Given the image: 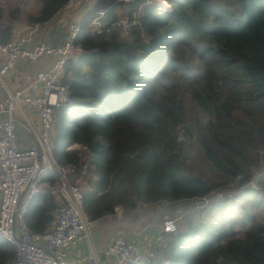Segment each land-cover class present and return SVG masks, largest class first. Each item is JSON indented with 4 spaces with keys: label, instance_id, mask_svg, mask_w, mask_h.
<instances>
[{
    "label": "trees",
    "instance_id": "obj_1",
    "mask_svg": "<svg viewBox=\"0 0 264 264\" xmlns=\"http://www.w3.org/2000/svg\"><path fill=\"white\" fill-rule=\"evenodd\" d=\"M38 1L35 13H25L29 25L51 21L71 0ZM99 9L106 11L97 32ZM119 10L136 19L127 37L113 31ZM20 11L0 6V40L11 39ZM75 42L84 52L63 66L60 80L73 101L53 109V155L71 166L72 181L86 184L87 217L202 198L232 182V194L184 215V227L157 248L163 259L141 264H264V173L247 185L252 167L264 163L255 151L264 148V0H95ZM186 97L207 118L202 135L198 118L196 137L186 124ZM240 108L244 118L235 116ZM178 125L221 181L187 162ZM44 180L55 185L58 174L48 171ZM55 206V195L41 191L28 207V226L47 229ZM14 256L0 236V264Z\"/></svg>",
    "mask_w": 264,
    "mask_h": 264
},
{
    "label": "built area",
    "instance_id": "obj_2",
    "mask_svg": "<svg viewBox=\"0 0 264 264\" xmlns=\"http://www.w3.org/2000/svg\"><path fill=\"white\" fill-rule=\"evenodd\" d=\"M104 13V9H99L93 18L97 32L101 31L99 18ZM65 24V38L54 45L40 43L25 48L28 34L0 40V54L4 58L0 65V236L15 247L14 258L6 264H67V247L89 238L95 221L83 209L84 186L69 181L71 166L62 165L53 155V109L73 101L68 86L60 80L63 66L84 52L83 46L75 42L80 22L68 20ZM135 24V18L129 19L124 14L114 22L125 37ZM47 56L55 58L53 63L36 69L28 83L16 88L6 83L4 76L16 62H38ZM25 107L35 111L39 129L35 140L23 145L16 131L15 113ZM48 171L58 174L55 185L44 180ZM43 188L55 195L56 206L50 226L37 232L28 226L26 214L32 199ZM209 201L208 196L193 198L196 208L206 206ZM176 230V219L165 218L155 235V243L160 244L166 234ZM104 257L113 258L110 264H141L148 255L138 241L117 237L104 249L77 253L73 262L102 264Z\"/></svg>",
    "mask_w": 264,
    "mask_h": 264
},
{
    "label": "crops",
    "instance_id": "obj_3",
    "mask_svg": "<svg viewBox=\"0 0 264 264\" xmlns=\"http://www.w3.org/2000/svg\"><path fill=\"white\" fill-rule=\"evenodd\" d=\"M93 3L89 5L87 2L83 3L82 0H71L51 21L43 24L29 25L24 19L15 20L11 38L17 37L18 34H28L24 42V47L28 49L40 43L57 44L63 41L67 34L66 21L80 22L92 8ZM104 10L106 11V9ZM119 12L121 13V10ZM122 15L120 14V16ZM114 29L116 30L115 27ZM118 33L125 37L119 30ZM3 59L0 54V65L3 63ZM54 59L53 56H47L38 62L18 61L5 74L4 79L11 88L21 87L29 82L36 69L49 67ZM15 122L20 143L26 145L33 142L39 129L35 111L29 107L18 110L15 113ZM162 202L140 203L134 209H124L117 206L114 213L95 220L90 229L89 238L83 239L73 247H67V264H75L73 260L77 253L86 252L90 249H104L117 237L136 240L145 248L149 259L159 258L157 248L160 245L157 246L154 236L159 231L160 224L158 225V221L160 220L161 223V220L168 216L163 206L170 203L168 201H165V204ZM171 216L166 218H171ZM112 261V257H104L102 264H110Z\"/></svg>",
    "mask_w": 264,
    "mask_h": 264
},
{
    "label": "rangeland",
    "instance_id": "obj_4",
    "mask_svg": "<svg viewBox=\"0 0 264 264\" xmlns=\"http://www.w3.org/2000/svg\"><path fill=\"white\" fill-rule=\"evenodd\" d=\"M94 0H82L83 3L87 2V4H92ZM127 1V0H125ZM95 2V1H94ZM94 4V3H93ZM0 6L3 7V9L6 11L10 8H13L15 6L20 7L21 11H20V15H21V19H24L23 16H25V13H35L36 10L39 8V1L38 0H0ZM169 7V5H168ZM165 11V10H163ZM124 12L122 11L121 14H123ZM185 105H186V124L189 125L190 129L192 130L194 136L196 137V133L194 131L195 129V125L193 124V122L195 121L196 118H198L201 122L200 128H199V133L202 135V132L206 131V125H207V118H205L202 113L199 111V109L197 108L196 104L189 99L188 97H186L185 99ZM244 110L243 108L237 109L235 111V116L238 118H244ZM54 132V130H53ZM176 133H177V137H178V141L183 143V146L185 149H189V156L187 158V162L193 166L195 169H200L198 171V175L199 176H204L209 178L210 180L212 179L214 182H219L221 181L223 178L221 176V173L218 172L217 170H215L212 165L210 164V162L204 157L203 153L201 152V150L199 149L198 144L196 143V140L190 138L185 134L183 125H178L176 127ZM72 149H77L81 151V156L83 159H87L89 157V152L84 150V148H81L80 146L77 145H73ZM260 159L262 158V155L264 153V148H260L255 150ZM184 152V151H183ZM187 153V152H186ZM264 173V163L262 161H260L258 166H253L252 167V174H253V178L252 180L247 184V185H255V181L257 179V177ZM69 181H72L70 179V177H68ZM75 181L80 182L84 188H85V183L80 179H76ZM72 181V182H75ZM228 185L225 186H221V188H218L216 190H214L210 196H208L209 200H212V197L217 198V197H223L224 194H232L236 188H235V184H233L232 182H228ZM86 189V188H85ZM42 190H45V188H43ZM162 203L165 204V201H163ZM165 209L164 211H166V214L168 216L172 215L171 218L176 219V224H177V228H182L184 227L183 222H184V215L185 214H189L190 217L193 216V212L196 209L195 207V203L193 202V199H189V200H184V201H180V202H170V203H166V205L163 206ZM159 216V215H158ZM166 216V217H168ZM164 217L161 220L158 221V225L162 224L163 220L166 218ZM169 239V235L166 234L164 236L163 241L160 244H157V246H161L160 248H162V245L164 242H166ZM154 241H155V236H154ZM164 255L163 253H159V258H154L153 261H157L158 259H163ZM148 259V258H147ZM112 263V262H111Z\"/></svg>",
    "mask_w": 264,
    "mask_h": 264
},
{
    "label": "water",
    "instance_id": "obj_5",
    "mask_svg": "<svg viewBox=\"0 0 264 264\" xmlns=\"http://www.w3.org/2000/svg\"><path fill=\"white\" fill-rule=\"evenodd\" d=\"M157 3H158V1H156ZM115 29H113V31H114ZM72 150V149H71Z\"/></svg>",
    "mask_w": 264,
    "mask_h": 264
}]
</instances>
